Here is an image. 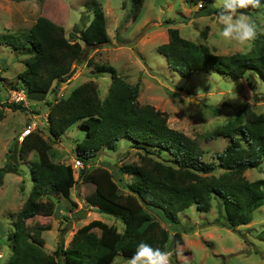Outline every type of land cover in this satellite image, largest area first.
<instances>
[{"label":"trees","instance_id":"obj_1","mask_svg":"<svg viewBox=\"0 0 264 264\" xmlns=\"http://www.w3.org/2000/svg\"><path fill=\"white\" fill-rule=\"evenodd\" d=\"M36 1L39 6L44 0ZM84 4L91 17L83 27L74 26L68 34L63 25L41 14L23 30L2 34L5 43L29 54L17 73L26 96L45 94L61 84L69 78L72 64L81 59L86 48L108 42L100 1L85 0ZM142 4L143 0H131L134 19ZM207 30L206 25L201 34L205 36ZM166 31L167 40L156 49L180 73L189 75L213 69L236 79L253 70L264 80V32L257 35L248 51L220 54L211 51L204 42L182 36L176 26H168ZM93 66L94 74H110L105 96H100L92 79L76 84L66 95L47 102L50 140L34 129L19 142L20 159H25L30 151L37 158L30 165L31 190L15 213L13 229L7 234L11 253L5 264H108L119 253L131 258L141 242L162 251L167 250L170 240L174 247L181 243V233L169 231L146 207L155 209L163 219L177 222L179 211L191 204L200 211H208L212 199L217 197L222 202L227 220L224 224L228 227L236 228L252 219L253 211L264 203V179H248L244 171L264 163V112H256L245 101L234 118L210 132L209 137H227V143L212 159L206 160L203 148L194 138L167 124L165 111L138 102V84L127 81L109 63ZM3 105L13 110L25 109L22 102L4 101ZM73 123L84 129V135L73 147L75 157L82 162L95 158L102 148L116 149L123 137L142 151L137 162L124 163L119 168L134 176L125 183L126 192L118 190V181L106 167L81 169L82 179L94 185L86 196L87 203L119 217L124 223L123 230L93 218L78 226L66 245L61 238L47 252L41 232L51 224L39 221L29 224L26 220L55 209L49 190L77 205L70 195L77 179L72 165L53 161L49 156L52 142L58 141ZM5 165L17 169L16 164L6 162L0 167V176ZM93 228H98L99 233Z\"/></svg>","mask_w":264,"mask_h":264},{"label":"rangeland","instance_id":"obj_2","mask_svg":"<svg viewBox=\"0 0 264 264\" xmlns=\"http://www.w3.org/2000/svg\"><path fill=\"white\" fill-rule=\"evenodd\" d=\"M99 1L105 14L108 42L86 48L81 59L72 64L74 67L69 78L61 84L45 94L38 92L24 97L22 103L25 109L13 110L4 106L5 100L3 96L0 97V167L6 162L17 165V169L5 165L0 176V264H5L11 253L7 234L13 229L15 213L31 190L30 165L37 158L34 151H30L25 159L19 158L20 134L29 121H35L34 129L50 140L47 133V102L66 95L84 80L92 79L99 88L100 96L104 97L110 74H94V63H109L127 81L138 84V102L149 103L165 111L167 124L194 138L203 148L206 160L212 159L214 153L227 143V137H209L210 132L234 118L245 101L250 102L256 112H264V80L253 70L236 79L213 69L184 75L173 69L156 49L167 40V27L176 26L182 36L206 43L215 53L248 51L253 41L239 45L219 36L222 25L217 22V8L213 0H143L135 19L131 0ZM84 3L85 0H44L38 6L36 0H0V93L4 94L5 88L23 87L17 73L23 69L29 55L5 43L2 34L23 30L38 14L63 25L68 34L74 26L83 27L91 17ZM261 3L264 5V0ZM248 14L258 34L264 32V7L249 10ZM206 25L208 30L203 36L201 30ZM83 135L84 129L73 123L58 141L52 142L49 150L53 161L72 165L77 179L70 188V195L77 205H72L60 193L49 190L55 200V209L35 214L26 220L29 224L35 221L51 224L49 229L41 232L45 239L43 247L47 252H51L61 238L66 245L73 231L93 218L114 224L119 231L124 228L119 217L87 203L86 196L93 191L94 185L82 179L81 169L87 171L95 166L106 167L118 181V190L126 192L125 183L134 176L119 168L124 163L137 162L138 153L142 150L132 146L129 138L123 137L118 140L116 149L102 148L95 158L82 162L83 167H74L76 157L73 147ZM244 174L248 179H264V163L259 168L246 169ZM146 209L169 231L181 233V243L174 247L170 240L167 248L173 253V264L176 261L181 264H264V203L253 211L248 223L236 228L224 224L227 220L222 202L217 197L212 199L208 211H200L194 204L179 211L177 222L163 219L153 208ZM93 229L99 233L98 228ZM127 259L119 253L108 264H127Z\"/></svg>","mask_w":264,"mask_h":264},{"label":"clouds","instance_id":"obj_3","mask_svg":"<svg viewBox=\"0 0 264 264\" xmlns=\"http://www.w3.org/2000/svg\"><path fill=\"white\" fill-rule=\"evenodd\" d=\"M213 4L217 8V22L222 25L220 37L239 45H247L256 39L257 27L248 13L249 10L264 7L261 0H213ZM73 166L75 167L74 162ZM80 167H83V163ZM177 254H180L179 248ZM172 256L170 251H162L158 247L153 248L141 242L135 254L127 259V264H173Z\"/></svg>","mask_w":264,"mask_h":264},{"label":"built area","instance_id":"obj_4","mask_svg":"<svg viewBox=\"0 0 264 264\" xmlns=\"http://www.w3.org/2000/svg\"><path fill=\"white\" fill-rule=\"evenodd\" d=\"M5 90L6 91L3 95V100L5 101L23 102V100H25L24 97H27L26 91L23 88L13 86V87L5 88ZM35 125H36L35 121L28 122L24 130L21 132L20 136L28 134L31 130L34 129ZM74 165L81 166L82 162L76 158L74 159Z\"/></svg>","mask_w":264,"mask_h":264},{"label":"crops","instance_id":"obj_5","mask_svg":"<svg viewBox=\"0 0 264 264\" xmlns=\"http://www.w3.org/2000/svg\"><path fill=\"white\" fill-rule=\"evenodd\" d=\"M74 171V170H73ZM73 199V198H72ZM147 208H150V207H147ZM150 213H151V211L150 210H148ZM155 212V211H154ZM156 213V212H155ZM151 215H153L152 213H151ZM156 215H157V213H156ZM154 216V215H153ZM155 218H156V216H154ZM86 223V222H85Z\"/></svg>","mask_w":264,"mask_h":264}]
</instances>
